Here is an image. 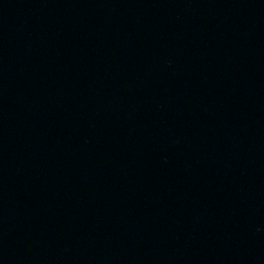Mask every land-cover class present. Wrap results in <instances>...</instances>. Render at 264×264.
<instances>
[{
    "label": "water",
    "instance_id": "95a60500",
    "mask_svg": "<svg viewBox=\"0 0 264 264\" xmlns=\"http://www.w3.org/2000/svg\"><path fill=\"white\" fill-rule=\"evenodd\" d=\"M0 264H264V0H0Z\"/></svg>",
    "mask_w": 264,
    "mask_h": 264
}]
</instances>
